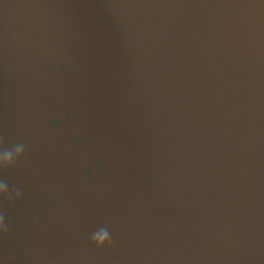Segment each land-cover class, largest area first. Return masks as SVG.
Here are the masks:
<instances>
[{
	"label": "water",
	"instance_id": "obj_1",
	"mask_svg": "<svg viewBox=\"0 0 264 264\" xmlns=\"http://www.w3.org/2000/svg\"><path fill=\"white\" fill-rule=\"evenodd\" d=\"M0 264H264V0H0Z\"/></svg>",
	"mask_w": 264,
	"mask_h": 264
},
{
	"label": "snow or ice",
	"instance_id": "obj_2",
	"mask_svg": "<svg viewBox=\"0 0 264 264\" xmlns=\"http://www.w3.org/2000/svg\"><path fill=\"white\" fill-rule=\"evenodd\" d=\"M53 124H56V121H52Z\"/></svg>",
	"mask_w": 264,
	"mask_h": 264
}]
</instances>
